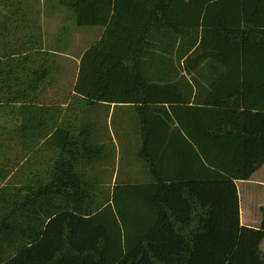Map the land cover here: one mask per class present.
<instances>
[{
  "label": "trees",
  "instance_id": "trees-1",
  "mask_svg": "<svg viewBox=\"0 0 264 264\" xmlns=\"http://www.w3.org/2000/svg\"><path fill=\"white\" fill-rule=\"evenodd\" d=\"M57 1L78 26L103 29L80 57L75 95L135 105L153 179L115 182L94 199L85 167L99 150L80 128L74 154L78 125L41 100L49 64L40 25L21 0H0V111L29 123L21 155L36 169L13 186L0 167V264H264V0ZM174 52L214 88L186 111L204 136L179 149L156 136L173 131L162 103L174 100ZM170 110L180 123L183 113ZM48 135L44 145L60 152L43 156ZM239 181L263 199L253 225Z\"/></svg>",
  "mask_w": 264,
  "mask_h": 264
},
{
  "label": "crops",
  "instance_id": "crops-1",
  "mask_svg": "<svg viewBox=\"0 0 264 264\" xmlns=\"http://www.w3.org/2000/svg\"><path fill=\"white\" fill-rule=\"evenodd\" d=\"M59 11H66L69 13V19L71 21H75V15L73 14V11L67 7L64 6L62 4H57L55 5ZM24 8L26 6H23ZM26 13H28V8L26 7ZM29 14V13H28ZM27 14V15H28ZM59 19H60V15H59ZM63 20V17L61 18V21ZM76 29V31H75ZM74 35L72 40L71 39H66V36L63 35V31L58 32V34L56 35L54 39L53 43H62V42H70L73 43L75 45H77V54L76 55H71L68 54L65 51H61L58 48H51L48 43L50 42L48 37H45L43 35L42 37V42H43V49L48 53V64H49V73L47 75V84L45 85V89L42 92V96L44 92L47 91L48 88V81L51 80V75H56L57 74H61L64 75L67 72H69V74H71V72L73 71V79L69 85V96L66 97L68 98V100L66 101H55V100H50V101H45V102H55L62 110L63 113V118L66 121H73L75 124L78 125V128L76 131V137L77 138V144L72 148V151H74V154H79V129L81 128V130L86 131L87 130V135L89 136L92 145H93V149L97 148L99 150V152L97 153L98 156H101L102 158L99 159H95L92 164H100L101 162H103L108 156V147L107 144L110 142V140H113L112 135H107L106 133H102V129L100 127L99 124H97L96 121V117L92 116H88L84 113H87L89 110H99V112H102L103 108H105L106 110L109 111V114H114L115 111H117L118 113H121L123 116V119H121V121H119V128L120 130L118 131V145L119 147L123 150H135L136 154L133 155L134 152H128L127 154H130V157H136L133 158L132 160H130L128 162L127 167L128 171L122 174H117L115 177L111 176V186L114 185L115 182H121V181H130V182H149L153 179V176L145 162V160L143 158H141V147H142V142H143V134H142V128H141V124L139 121V118L137 116V112L135 109V105L134 104H129V103H96V104H86L84 103L79 96H76L74 91H73V87L78 75V71H79V61H80V57L82 55V53L86 50V48H88L91 44H93L95 41H97L100 36L101 33L103 31V29L101 27L98 26H94V28L92 30H86L85 33L81 34L79 33V26L76 24L75 28H74ZM92 31V34L90 33ZM69 37V35H68ZM51 43V42H50ZM82 45L81 51L79 50V46ZM80 51V52H79ZM161 55H165V54H161ZM167 56H169L168 54H166ZM169 57H171L173 59V65H174V73H173V79L171 80L172 83L171 85H167V86H171V91L172 93L170 94L171 97L174 98L173 102H171V106L169 105L168 102H163L162 104L164 105V107L167 108V111L169 112L171 118H169L167 120L170 129H172L173 131L171 133H167L163 134V133H156V136L158 138H171L174 139V141L172 143L173 146H177L176 149H179L181 142L184 139L188 140V142H191L192 144L194 143V139L199 138V137H203L204 135L201 132H197L194 130V121L193 119H191L189 117V114L187 115V110L189 107H195V106H199V105H205V99L211 96V93L213 91V87L209 84L207 77L208 75H206V73L204 72L203 76L204 78L201 79L198 74H196V72L194 70H186L185 69V57L184 58H180L179 54H177L176 52H174L172 55H170ZM72 63V69H69V66L71 65L70 63ZM54 72V73H53ZM162 74V71H159V74ZM158 74V76H159ZM56 78V77H55ZM162 86V85H161ZM164 86V85H163ZM61 87V86H60ZM164 87H156L157 90H161ZM42 96H41V100H42ZM45 99V98H44ZM49 98H47L46 100H48ZM183 101H182V100ZM44 100H42L43 102ZM174 105V107L177 110V113H183V119L182 121L179 123L176 114H174V112H172L170 109L171 107ZM186 113V114H185ZM131 114H135V119L133 117H128ZM11 120L13 121V123H11V129H10V135H15L16 139L19 141L24 140V139H29L30 135H29V130L27 128V123H25V128H23L24 126L22 125L23 122L21 123V120L18 119L17 117H15L14 114H12ZM60 120V119H59ZM184 121H187V130L183 131L181 123H184ZM29 124V123H28ZM18 128V130H17ZM48 137H43L41 138V149H40V154H42L43 156H51L53 154H58L60 152V148H58V146L53 143L52 145L50 144L49 146H45L44 145V141L48 140ZM110 139V140H109ZM176 140V141H175ZM113 142V141H112ZM18 145V144H17ZM194 145V144H193ZM20 151H22V147L20 145ZM130 150V151H131ZM187 150L188 147H187ZM29 154V153H27ZM127 159H128V155ZM94 155V154H93ZM107 163V162H106ZM112 164L114 165V163L112 162ZM131 165H132V171H130L131 169ZM136 165H139V168H136ZM45 168H47V166H45ZM110 168H113L112 166H109V168L107 169V173L110 171ZM103 170V169H100ZM103 172V171H102ZM101 172V173H102ZM137 174V175H136ZM41 175L42 177L44 176V178L42 180L46 181L48 178V170L45 172V169H42L41 171ZM131 175L133 176H138L140 175V178H129L131 177ZM109 176V175H108ZM97 179H95L93 177V181L92 184L95 185L96 183L100 182V180L98 179V177H96ZM102 179V177H99ZM98 185V184H97Z\"/></svg>",
  "mask_w": 264,
  "mask_h": 264
},
{
  "label": "rangeland",
  "instance_id": "rangeland-1",
  "mask_svg": "<svg viewBox=\"0 0 264 264\" xmlns=\"http://www.w3.org/2000/svg\"><path fill=\"white\" fill-rule=\"evenodd\" d=\"M23 6H26L28 8V16L32 21H35L39 23L40 25V31L41 36L43 35L45 37H48L50 42L48 45L51 48H58L61 51H65L68 54L76 55L77 54V45L70 43V42H62V43H53L56 35L58 32L63 31V35L66 36V39L73 38L74 35V28H75V22L71 21L69 19V13L64 11H59L58 8L55 6L58 4L57 0H21ZM59 5V4H58ZM25 7V9H26ZM60 15V19H59ZM63 17V20L61 21V18ZM94 26H79V33L83 34L86 32V30H92ZM92 34V31L90 32ZM69 35V37H68ZM82 45L79 46V50L81 51ZM79 51V52H80ZM70 63V62H68ZM69 66V69H72V63ZM54 73V72H53ZM58 76L51 75V80L48 81V88L47 91L43 93L44 96H42V100L44 101H50V100H57V101H67L68 100V92H69V85L73 79V71L71 74L67 72L64 75L57 74ZM56 77V78H55ZM61 86V87H60ZM67 95V97H66ZM45 98V99H44ZM49 98L48 100H46ZM102 112H99V110H89L87 113H84L88 116H94L96 117L97 124L100 125L102 129V133H106L107 135H112L113 140H110V142L107 144L108 147V156L105 157L106 159L98 164H90L89 166L85 167V171L87 172V175L89 176V180L91 182L93 181V177L100 180V182L96 183L95 185H92V191L94 195V199H97L98 201H101L105 198H107L110 195L111 190V176H116L117 174H122L128 171V168H125L128 165V162L136 157H130V154H127L128 152H134L133 155L136 154L135 150H123L118 145V131L120 130L119 121L123 119V116H121V113H118L117 111L114 112V114H109V111L105 108L102 109ZM135 114H131L128 117H133L135 119ZM92 116V117H93ZM12 115L9 114V111L2 112L0 111V167H4L3 165L7 166L10 171V176L7 180L3 181L2 183L10 182L13 186L23 185L24 183L28 182L29 178H34L33 174H29L31 171L34 173L36 170L34 168V165L27 164L25 162V157L21 155L20 144L19 141L16 139L15 135H7V132L2 131L1 127H5V130L11 129V123L13 121L11 120ZM113 141V142H112ZM18 144V145H17ZM131 150V151H130ZM128 155V159L127 156ZM107 162V163H106ZM114 163V165L112 164ZM26 163V164H25ZM109 166H112L113 168H110V171L107 173V169ZM136 168H139V165H136ZM45 169V172L47 171V168ZM103 169V170H100ZM132 165L130 171H132ZM103 171V172H102ZM102 172V173H101ZM109 175V176H108ZM137 175V174H136ZM132 178H140V175L133 176ZM99 177H102L99 178ZM44 178L41 177L42 184L46 183V181L42 180ZM33 182V181H31ZM240 187H242V201H241V208L244 211V216H247V222L248 224H255L253 221H255L260 214L257 215V218L255 219V214L258 208V204H261L263 199H256V202L254 201V198H257L259 196V191L257 192L254 188L253 191V185L251 182L247 181H239ZM98 184V185H97ZM7 185V184H6ZM253 194V195H252ZM249 224V225H250ZM264 248V246H263Z\"/></svg>",
  "mask_w": 264,
  "mask_h": 264
}]
</instances>
